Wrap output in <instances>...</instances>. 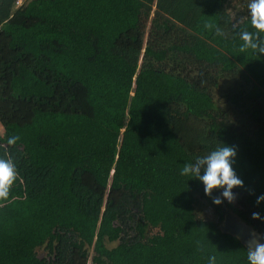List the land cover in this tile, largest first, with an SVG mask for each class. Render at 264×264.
Returning <instances> with one entry per match:
<instances>
[{
	"label": "trees",
	"instance_id": "1",
	"mask_svg": "<svg viewBox=\"0 0 264 264\" xmlns=\"http://www.w3.org/2000/svg\"><path fill=\"white\" fill-rule=\"evenodd\" d=\"M242 27L230 0H0V156L20 137L0 264H248L220 230L228 207L264 233V54ZM221 143L244 187L216 205L181 169Z\"/></svg>",
	"mask_w": 264,
	"mask_h": 264
},
{
	"label": "clouds",
	"instance_id": "2",
	"mask_svg": "<svg viewBox=\"0 0 264 264\" xmlns=\"http://www.w3.org/2000/svg\"><path fill=\"white\" fill-rule=\"evenodd\" d=\"M250 14V28L242 27L239 30V38L242 41L240 51L251 50L254 54H264V0H249L247 5ZM235 28V25H233ZM204 28L214 32L218 37L225 36V30L218 24H204ZM20 137L13 135L7 138L5 155L0 156V206L9 201L11 190L19 179V172L15 161L9 155V150L17 146ZM237 156L235 146L221 145L206 155L197 156L194 162L186 163L181 169V175L196 179L204 185L205 195L210 197L214 204L220 205L223 200L233 203L236 196L234 188L244 187V182L240 179L233 164ZM219 191L220 196H213ZM223 197V199H221ZM264 201V194L257 196L256 203L259 205ZM253 219H261L259 213L252 214ZM248 264H264V243L259 237L253 236L247 242ZM208 264H217L215 255L208 257Z\"/></svg>",
	"mask_w": 264,
	"mask_h": 264
},
{
	"label": "water",
	"instance_id": "3",
	"mask_svg": "<svg viewBox=\"0 0 264 264\" xmlns=\"http://www.w3.org/2000/svg\"><path fill=\"white\" fill-rule=\"evenodd\" d=\"M224 220L220 225V230L227 235L237 238L243 246L247 249V242L253 237H259L264 243V233H261L246 223L236 213L228 207L222 210Z\"/></svg>",
	"mask_w": 264,
	"mask_h": 264
},
{
	"label": "rangeland",
	"instance_id": "4",
	"mask_svg": "<svg viewBox=\"0 0 264 264\" xmlns=\"http://www.w3.org/2000/svg\"><path fill=\"white\" fill-rule=\"evenodd\" d=\"M248 3H249V0H230V10L234 14V12H236V10H242L246 5H248ZM19 4H22V2ZM2 133H3V129L0 126V134H2ZM203 217L206 219L214 220V216H213L212 211L210 209H207L205 211V214H203ZM38 253H39V256L41 258L46 256V251H44V250H39Z\"/></svg>",
	"mask_w": 264,
	"mask_h": 264
}]
</instances>
